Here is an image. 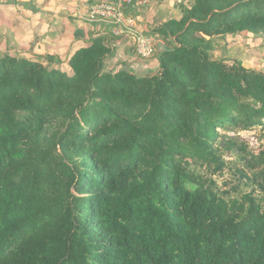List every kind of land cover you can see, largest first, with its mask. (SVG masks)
Instances as JSON below:
<instances>
[{
	"label": "trees",
	"instance_id": "16d2710c",
	"mask_svg": "<svg viewBox=\"0 0 264 264\" xmlns=\"http://www.w3.org/2000/svg\"><path fill=\"white\" fill-rule=\"evenodd\" d=\"M180 10L142 74L107 67L113 34L0 47V264H264V70L213 56L264 36V0Z\"/></svg>",
	"mask_w": 264,
	"mask_h": 264
},
{
	"label": "crops",
	"instance_id": "0c3cea01",
	"mask_svg": "<svg viewBox=\"0 0 264 264\" xmlns=\"http://www.w3.org/2000/svg\"><path fill=\"white\" fill-rule=\"evenodd\" d=\"M102 0H0V47L12 52L56 55L65 58L69 52L89 43L90 37L113 34V25L86 22L79 13ZM113 1V0H108ZM193 0H155L148 9L128 6L126 14L135 18L128 32L116 36L108 61L134 59L131 30L151 33L169 18L181 16L180 5ZM114 35V34H113ZM162 42L160 38L154 39ZM163 43V42H162ZM161 48H158V50Z\"/></svg>",
	"mask_w": 264,
	"mask_h": 264
},
{
	"label": "rangeland",
	"instance_id": "374dc122",
	"mask_svg": "<svg viewBox=\"0 0 264 264\" xmlns=\"http://www.w3.org/2000/svg\"><path fill=\"white\" fill-rule=\"evenodd\" d=\"M174 3H179L178 0H173ZM140 34L151 36L149 33H144L141 30ZM152 39L156 38L151 36ZM2 46L1 48H3ZM7 48V47H6ZM156 48L164 49L165 45L162 42H156ZM156 49V50H157ZM136 55V54H135ZM58 57L56 55H50ZM213 56L218 59H223L228 64H232L235 61H240L245 67L253 68L256 70H264V36H256L249 32H241L232 35L218 36L215 41V49L213 50ZM153 57V56H152ZM141 58L134 56V59H118L115 62L108 61V68H116L120 66L125 69H132L135 72L142 74L148 69H155L157 64L153 58ZM261 129L259 126L253 127L251 130L240 131L234 135L238 136V139L247 143L249 150L257 153L260 148L258 141L260 137ZM226 159H234L235 155L232 152L225 153ZM230 173L225 172V177H229ZM217 176H215L216 178ZM218 179L220 177H217Z\"/></svg>",
	"mask_w": 264,
	"mask_h": 264
},
{
	"label": "built area",
	"instance_id": "2783aa9c",
	"mask_svg": "<svg viewBox=\"0 0 264 264\" xmlns=\"http://www.w3.org/2000/svg\"><path fill=\"white\" fill-rule=\"evenodd\" d=\"M155 0H102L84 8L79 13L82 20L92 22H106L112 24L113 34L116 36L123 35L128 32L130 27L135 25V18L126 14V8L133 6L136 9L151 7ZM132 33V43L134 53L141 57L149 59L156 51V41L149 36L140 34L135 30Z\"/></svg>",
	"mask_w": 264,
	"mask_h": 264
}]
</instances>
